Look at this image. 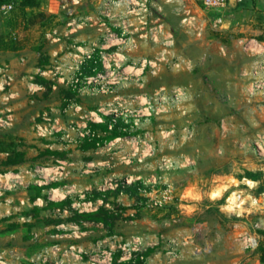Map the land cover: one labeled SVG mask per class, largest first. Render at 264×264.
I'll use <instances>...</instances> for the list:
<instances>
[{"label": "rangeland", "instance_id": "obj_1", "mask_svg": "<svg viewBox=\"0 0 264 264\" xmlns=\"http://www.w3.org/2000/svg\"><path fill=\"white\" fill-rule=\"evenodd\" d=\"M204 1L41 0L38 9L25 13L18 2H11V12H0V107L15 94L9 102L14 126L0 134V264H35L60 241L62 246L139 241L148 245L145 254L152 249L148 243L174 236L184 242L204 222L215 231L195 236L192 247L213 246L208 254H192L193 264H256L241 238L264 231L257 228L264 221V156L252 146L264 138L263 92L251 94L250 72L259 57L247 50L248 43L226 34L216 22L223 12L208 10ZM12 40L25 50L14 54L8 48ZM80 49L87 54L102 49L103 71L87 77L92 84H83L65 106V90L78 85L87 55ZM3 51L15 55V67L1 58ZM39 67L55 83L51 92L34 87ZM108 114L132 124V136L97 147L94 166H87L93 156L80 151L79 131ZM45 117L47 127L61 129L64 138L39 137L37 126H44ZM12 148L27 155L17 172L1 165ZM50 148L62 149L67 158L40 156ZM56 160L64 163L63 172L53 173ZM38 167L45 169L41 176ZM250 174L259 176L255 184L247 183ZM6 175L13 177L8 181ZM135 181L142 183L136 187L141 199L108 197V206L103 200L94 206L117 213L113 232L79 224L75 213H91L88 193L115 184L125 190ZM55 183L62 188L45 189L48 199L72 198L73 213H43L31 221L23 216L32 208L30 187ZM166 192L171 199L155 206ZM240 193L245 205L233 211L228 201ZM91 229L75 242V233Z\"/></svg>", "mask_w": 264, "mask_h": 264}, {"label": "trees", "instance_id": "obj_2", "mask_svg": "<svg viewBox=\"0 0 264 264\" xmlns=\"http://www.w3.org/2000/svg\"><path fill=\"white\" fill-rule=\"evenodd\" d=\"M40 1L41 0H0V10L2 8V6L6 5V4H10L11 2H18L19 5V9L21 12L25 13L29 10H34V9H38L39 5H40ZM227 6L230 9H234L237 10L238 8H240L241 4L237 2V0H228L227 1ZM38 18L37 15H32L30 17L31 19V23L35 24L36 23V19ZM260 40H263V38H260ZM10 50L13 51H21L24 50L26 48L25 45L22 44V42L19 41H11V44L9 45ZM115 49L109 51L110 53H112ZM45 62V61H44ZM102 56H101V49H97L96 52L93 54L92 59L90 60H85V62L82 64V66L79 69L78 72V79L82 82V83H78V85H73L72 87H70L69 89L65 90L66 92V104L65 106H67V102L68 101H72L74 100L78 94H79V90L80 88L83 86V84L85 83V79L87 77L90 76H96L97 73H100L102 70ZM36 84L47 88L49 92L52 91L53 86L55 83H53L52 81L42 77V76H37L35 77V81ZM64 91V89L62 90ZM70 102H68L69 104ZM97 110V109H95ZM114 125L113 129L110 130L109 127L110 125ZM132 124L126 123V121L122 118H119L117 120V123L114 124L113 123V118L112 117H105V122L104 123H100V124H96V123H90V129L92 132H95V138H86L80 145L79 148L82 151H88L90 149H96L98 147V144L104 145L107 142H111L112 140L118 139V138H129L130 136H132L131 131H130V127ZM6 152V158L5 160L2 162V166L6 168V170H10L13 167H17L25 162H27L26 159V153L25 151H21L15 148H12V150H8L5 151ZM40 156H46V157H57V158H62V159H66L67 156L65 153H60L59 151H53L51 149H46L44 152L40 153ZM15 172L18 171V169H14ZM250 180L252 181H257L259 179L258 175L255 174H250L248 177ZM142 183H137L136 185H134V187H129L125 190L122 189H117L116 191H112V192H108V193H98V192H94L90 195L87 196V201H92L94 203H96L98 200H103L104 203L106 202V204L108 203V197H115L117 198L118 195L123 192L126 195L129 196V198L131 199H141V191L140 189H136L137 185L139 186ZM62 186L61 183H55L52 184L48 187H38V185L32 186L30 187V189L28 190L29 192H33V194H29L28 195V199H27V204L30 205L32 208L29 210H24L23 212V216L27 217L28 220L31 221V218H33V215H41L43 213H49L52 214L53 212L56 211H60L63 212L65 210H68L70 213H73L72 210V204H73V200L71 198H67L66 200L62 201V202H53L51 200L48 199V196L46 195V190L45 189H58ZM30 192V193H31ZM38 199H43L45 204L43 207H39L34 205L35 202ZM105 204V205H106ZM117 215V213L110 211L109 209H107L106 207H101L99 208L96 212H91V213H83V214H77L75 213V216L77 217L76 219L78 220L79 224L82 226L85 223H92V224H104L105 226H107L112 232H113V228H114V220H115V216ZM22 229L25 228L26 229V224L21 226ZM30 227H32V225L30 224L29 226H27L28 229H30ZM12 230V229H11ZM11 230H9V232H11ZM14 231V230H13ZM111 232V233H112ZM260 234L264 237V231H260ZM61 242V241H60ZM152 250L147 251L144 256L147 257L150 254H152ZM258 253L260 254V262L262 264H264V240L263 242L260 244V247L258 248ZM123 264H130V263H123ZM136 264H143L142 261H138L136 262Z\"/></svg>", "mask_w": 264, "mask_h": 264}, {"label": "built area", "instance_id": "obj_3", "mask_svg": "<svg viewBox=\"0 0 264 264\" xmlns=\"http://www.w3.org/2000/svg\"><path fill=\"white\" fill-rule=\"evenodd\" d=\"M228 0H205L204 5L208 10H216L221 11L223 8L227 6ZM15 7L12 3L6 4L2 6L0 12L9 13L12 10H14ZM220 22V21H219ZM80 53H84L83 49L79 50ZM96 52V50L91 53L87 54L84 59L81 61L80 65L85 62V60L92 59L93 54ZM103 50L101 49V56L103 54ZM103 58V56H102ZM103 65V63H102ZM251 75L253 77V82L251 84L252 91L251 94L255 95L257 92H263L264 96V61L263 62H257L254 64L251 70ZM39 75L42 77H46L45 71H40ZM88 79V78H86ZM11 80V79H10ZM76 83H80V80L77 77ZM75 84V83H73ZM85 84H92L90 80H86ZM81 90V89H80ZM66 112V110H65ZM107 116V115H103ZM113 118V123L116 124L117 120L120 118L119 116L115 115H109L108 117ZM44 126L38 125V135L41 138H46L48 135L53 134H61L62 138H64L63 133H61V129L51 128L49 129L47 127V124L45 122H49L50 119L45 117L44 119ZM91 123L100 124L103 123L102 119H96L95 121H91ZM4 124H8L4 122L2 119H0V127H2ZM90 125V124H89ZM89 125H85L83 130L79 131L80 139L78 141L79 144H81L86 138H95V132H92ZM113 124L110 125L109 129H113ZM54 130V132H53ZM120 140V139H118ZM112 142H107L104 145L110 144ZM101 146V144H98V147ZM252 146L256 150V152L264 156V138L258 137L252 142ZM64 163L59 162L58 163V169H63ZM44 168L38 169L40 173H44ZM12 175H6V179L10 181L12 179ZM19 178V177H17ZM55 178H52L54 180ZM9 183H6V186H8ZM38 186L42 187V184H37ZM7 188V187H6ZM171 197L166 192L163 194V197L160 201L155 202V206H163V200H170ZM232 199V198H231ZM229 199V205L227 207H231L233 211H238L242 209V207L245 205V201H243V195L242 193L238 194L236 196V200L232 201ZM37 203H35L36 205ZM257 228L264 229V221L259 222L257 224ZM76 234V233H75ZM195 236H201L202 231L200 229V226L195 227L194 229ZM82 236V233H78L76 238H80ZM110 240V239H109ZM109 241L103 240L96 244V247L94 249H86L80 245L76 244H69L66 246H62V242L52 243L53 245L45 250V253L41 254L37 257L36 260L33 261L35 264H123V263H130V264H136L139 260L146 263L147 259L144 256V250L143 249V243H139V241H135V243H108ZM171 249L168 251V254L172 257H177L179 255L178 253V247L179 243L176 241H171L169 243ZM241 245L245 251H255L260 247V238L257 236V232L254 234H243L241 238ZM205 248L193 247V255L196 257L201 256L202 254L209 253L212 249L211 245L204 246ZM123 252L122 255H117L119 252Z\"/></svg>", "mask_w": 264, "mask_h": 264}, {"label": "crops", "instance_id": "obj_4", "mask_svg": "<svg viewBox=\"0 0 264 264\" xmlns=\"http://www.w3.org/2000/svg\"><path fill=\"white\" fill-rule=\"evenodd\" d=\"M238 3L241 4L240 8H238L237 10L234 9H230L228 6H226L225 8H223L221 10V12H223V16H220V18H217L216 22H221V28L223 30H226V34L229 35V37H236V41H238L240 44L242 43H248V48L247 50H251L250 52H255V54L259 57V61L258 62H263L264 61V0H237ZM205 23V21H204ZM229 32V33H227ZM236 34V35H233ZM260 38H263V40H260ZM25 50V49H24ZM24 50L21 51H16L14 52V54H18L23 52ZM1 58H6L5 60L7 61L6 64H11L13 67L16 66L17 61L14 60L15 55H11V52H2L1 53ZM16 61V62H15ZM12 62V63H11ZM36 70L38 71L37 76L39 75V72L43 70V68H36ZM45 78V77H44ZM47 79V78H46ZM34 87H38V90H41L42 88L44 89V87L36 84L34 82ZM2 86L0 85V94L2 95ZM53 90V89H52ZM63 90V89H62ZM15 94L13 93L12 95H10L8 97V102L6 103H2L3 106L0 107V119H2L4 122L8 123V124H4L2 127H0V134H5L7 133L9 130L12 129V127L14 126V122H15V115L13 113V110L10 107L9 102H11V100H15ZM92 110H95L96 108H91ZM105 117L106 116H101V118L99 117V119L103 120V123L105 122ZM91 123V122H90ZM89 123V124H90ZM118 139H128V138H118ZM118 139L112 140L111 142H115ZM51 150H53L52 148H50ZM60 153H65L64 151H60L62 149H58ZM57 150V151H58ZM85 154H87L88 156H93L88 157L87 161L88 164L86 163L87 166H94V151H96L95 149H90L88 151H82ZM26 153V152H25ZM67 156V153H65ZM26 159H27V155H26ZM57 163H59V160H56ZM27 162L21 164V165H25ZM20 167H13L12 170L14 169H18ZM39 169V167H38ZM53 169V168H52ZM53 173L54 172H63V169H58V165H56V168L53 169ZM36 171V170H35ZM36 175L41 176V174L44 173H40L38 170L36 171ZM62 174V173H61ZM94 176V175H91ZM90 176V177H91ZM247 180V179H246ZM248 184H255L256 182H250V180H247ZM125 183V181H122ZM127 182V181H126ZM140 181H135L133 182L134 184L138 183ZM132 183V184H133ZM62 188V186L56 190H60ZM110 188V189H109ZM119 188L118 184H115V187H108L107 189H101L97 187V189H95L94 192H98V193H108V192H114ZM54 193H56L57 191L53 190ZM92 193H88V195H90ZM126 195L125 193L121 192L118 195V199L121 198V196ZM127 196V195H126ZM128 197V196H127ZM66 198V197H64ZM68 198V197H67ZM66 198V199H67ZM65 199V200H66ZM72 199V198H71ZM37 201L39 203H37ZM35 203L36 206L39 207H43L45 202L43 199H38ZM64 200L61 201H56V202H62ZM55 202V201H53ZM99 203H103L102 200H98L96 203L92 202V201H88V206L91 208V212H96L99 207L94 208L95 205H98ZM35 205V204H34ZM104 205V203H103ZM109 204H107L108 206ZM73 206V204H72ZM72 210H75L74 206L72 207ZM62 213V212H61ZM64 214H68L69 211L65 210L63 211ZM240 213V212H238ZM119 224V223H118ZM94 225V224H93ZM96 227L94 228H103L106 230V228H108L107 226H105L104 224H97L94 225ZM120 226H122V224H120ZM116 228H118V226L116 225ZM214 226L213 225H208L207 222H204L202 225L200 224V229L202 231L201 236L198 238H205L209 233L210 230H214L213 229ZM218 230V229H216ZM87 231V230H86ZM83 232L82 236L80 238H76L77 234H74V236H72L73 238H75V242H80L79 240H82L84 237H86L88 234H92V232H94L92 229L87 232ZM169 229H167V232L164 233L166 236L170 235L171 232H168ZM162 234V237L165 238V235ZM257 236L260 238V244L263 242L264 237L261 234L257 233ZM59 238V237H57ZM63 238H66V236H60L59 240H63ZM70 238V237H69ZM173 239H171V237L167 238V243H148L151 245L152 247V254H150L149 256L146 257L147 261L146 263L143 262V264H193V261L195 260V257L192 256L193 252V247H192V243H197L195 238V234L192 235L190 232L187 233V236L183 237L184 242H180L181 239H177L176 236L172 237ZM176 238V239H175ZM109 240V239H108ZM159 240V239H157ZM171 241H179V247H178V253L179 255L177 257H172L171 255L168 254V251L171 249L169 242L171 243ZM62 242V241H61ZM217 243V241H216ZM68 244V243H65ZM75 244V243H72ZM77 245H80L86 249H94L96 247L97 243H91V245H87L85 246L84 243H76ZM207 245H211L213 246L212 243L207 242ZM148 245L146 243H143V249L146 250V247ZM149 251V250H148ZM211 252V251H210ZM209 252V253H210ZM248 253H250V257L254 256L256 258V264H262L260 262V254L258 253V249L255 251H248ZM208 254V253H206ZM203 257V256H202Z\"/></svg>", "mask_w": 264, "mask_h": 264}]
</instances>
